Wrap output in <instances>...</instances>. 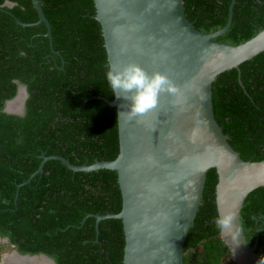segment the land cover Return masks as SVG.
<instances>
[{"label": "trees", "instance_id": "obj_1", "mask_svg": "<svg viewBox=\"0 0 264 264\" xmlns=\"http://www.w3.org/2000/svg\"><path fill=\"white\" fill-rule=\"evenodd\" d=\"M9 1L11 8L2 5ZM51 28L52 48L31 0H0V237L20 254H44L56 264H122V221L94 215L122 208L117 173L73 172L41 155L75 165L114 160L119 152L117 109L106 80L109 66L93 0H39ZM186 19L202 33L224 27L230 0H182ZM10 12L12 15H10ZM264 29V0H235L229 29L214 41L238 45ZM220 74L212 83L214 116L244 161L264 160V52ZM18 85L28 97L22 116L3 112ZM216 178L205 181L183 264H234L213 224ZM93 215V216H89ZM256 219L253 220L252 217ZM246 241L264 264V186L240 211ZM2 248L0 247V251Z\"/></svg>", "mask_w": 264, "mask_h": 264}, {"label": "water", "instance_id": "obj_2", "mask_svg": "<svg viewBox=\"0 0 264 264\" xmlns=\"http://www.w3.org/2000/svg\"><path fill=\"white\" fill-rule=\"evenodd\" d=\"M93 2L109 66L139 64L149 75H166L179 92L175 96L161 94L155 109L134 119L121 114L127 111L129 101L114 95L113 101L107 102L117 109L116 158L75 165L59 155H41L38 169L17 185L16 197L18 189L42 173L49 160L60 161L73 172L115 171L122 208L116 214L94 215L96 236L100 221L119 219L125 239L122 264H183L184 242L201 205L205 181L212 176L217 182L218 216L234 211L240 228L236 244L220 232L231 261L262 264L256 245L250 246L246 241L240 211L247 195L264 186V160L244 161L231 147L228 135L215 119L211 87L220 74L231 69L238 71L242 86L239 65L264 52V29L236 46L214 41L231 26L235 0H230L224 27L210 33L196 30L186 19L182 0ZM31 4L38 20L23 23L15 18V22L22 27L43 23L53 51L50 24L40 1L31 0ZM13 5L6 1L2 7ZM19 97V110H10L9 104ZM27 97L26 87L18 85L16 95L5 102L3 112L22 116ZM2 241L8 243L7 239ZM11 254L44 258L48 264H56L44 254L23 255L15 249ZM2 260L5 257L0 264H20Z\"/></svg>", "mask_w": 264, "mask_h": 264}, {"label": "clouds", "instance_id": "obj_3", "mask_svg": "<svg viewBox=\"0 0 264 264\" xmlns=\"http://www.w3.org/2000/svg\"><path fill=\"white\" fill-rule=\"evenodd\" d=\"M106 80L112 92L118 99L129 101L126 114L134 119L155 109L161 94L177 95L179 90L164 74L154 72L149 75L139 64L129 63L122 67L106 66ZM222 204L223 201L221 200ZM256 219L255 216L252 217ZM234 211L213 218V224L229 242H238L239 224ZM12 247V246H11ZM12 249H14L12 247Z\"/></svg>", "mask_w": 264, "mask_h": 264}, {"label": "bare ground", "instance_id": "obj_4", "mask_svg": "<svg viewBox=\"0 0 264 264\" xmlns=\"http://www.w3.org/2000/svg\"><path fill=\"white\" fill-rule=\"evenodd\" d=\"M19 107H20V97L9 104V109L10 110H13V111H18L19 110ZM4 261V260H2ZM46 261L48 262L47 260H45L44 258L43 259H38V258H21L17 255H11L9 257H5V263H20V264H44L43 262ZM49 263V262H48Z\"/></svg>", "mask_w": 264, "mask_h": 264}, {"label": "rangeland", "instance_id": "obj_5", "mask_svg": "<svg viewBox=\"0 0 264 264\" xmlns=\"http://www.w3.org/2000/svg\"><path fill=\"white\" fill-rule=\"evenodd\" d=\"M0 247L2 248V250L0 251V262H1V259L3 257H6L7 255H14V254H11L13 252V249L11 246L8 245V243H5L4 241H0ZM8 256V257H9ZM229 262V259L228 260H224L222 262V264H226ZM44 264H48L46 261L43 262Z\"/></svg>", "mask_w": 264, "mask_h": 264}, {"label": "flooded vegetation", "instance_id": "obj_6", "mask_svg": "<svg viewBox=\"0 0 264 264\" xmlns=\"http://www.w3.org/2000/svg\"><path fill=\"white\" fill-rule=\"evenodd\" d=\"M1 240H4V239H7V238H0ZM9 242V241H8ZM9 255H7V257H8ZM11 256V255H10Z\"/></svg>", "mask_w": 264, "mask_h": 264}]
</instances>
